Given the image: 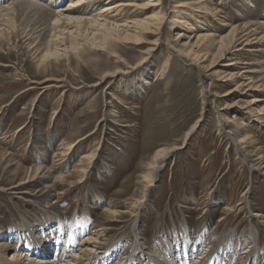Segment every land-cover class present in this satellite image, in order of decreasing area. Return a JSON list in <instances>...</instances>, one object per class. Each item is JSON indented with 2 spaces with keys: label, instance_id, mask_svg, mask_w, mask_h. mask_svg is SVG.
Masks as SVG:
<instances>
[{
  "label": "rangeland",
  "instance_id": "374dc122",
  "mask_svg": "<svg viewBox=\"0 0 264 264\" xmlns=\"http://www.w3.org/2000/svg\"><path fill=\"white\" fill-rule=\"evenodd\" d=\"M146 1L148 0H135L138 5ZM186 1L198 3L202 0ZM206 2L210 8L221 12V18L229 16L231 12L230 22L234 25L244 20H264V0H233L231 3L206 0ZM170 3V0H161L160 6L167 8ZM67 5L68 0H61L51 6L60 10ZM95 10L97 6L92 8V12ZM133 10V7L129 8L130 12ZM150 12L151 9H136L132 12L134 16L130 14L135 19H143ZM171 14L168 15L169 18L174 15ZM167 26L166 24L161 26L156 46L151 44L156 38L154 34H145V42L142 44L119 43L116 51L121 62H115L114 57L98 49L86 53L80 60L71 55L50 57L46 62L52 65L49 67L50 70L48 68L50 72L47 70L43 72L45 76L36 71L34 61L36 58L23 38L15 41L13 39L11 45L2 44L0 239H4L8 234L7 230L13 229L6 239L17 243L18 231L15 227L27 219L38 218V215L44 218L42 213L49 205L57 204L58 211L67 215L65 221H70L75 212L80 219L88 215L89 224L92 226L107 216L104 211L108 206L106 204L109 203L111 209H121V213L117 214L113 223L111 222L110 233L106 234L111 242L103 248L112 243L113 237L114 242L125 239L117 249L118 254L114 255L115 260H111L112 264H116L117 259L124 257V254L126 256L129 254L127 248L135 238L131 234L135 222L139 226L141 224L140 228L144 231L147 247L145 251L154 252V255L157 251L165 264H177L171 254L175 252V246L183 236H179L175 231L179 233L181 224L185 223L190 228L184 229L190 234L193 232L191 235L194 238L190 239L192 242L199 231V226L202 225L206 229L202 235L203 239L207 240V244L206 242L204 244L210 247L216 236H221L222 245H225L222 247V257L228 260L232 256L235 257V264L241 263L240 255L247 245L244 236L249 230H246L250 228V224L260 222L251 214L261 209L260 212L264 215V182L249 167L251 163L257 162L255 155L258 151L264 153V129H257L244 117L248 108L242 104L246 98L242 99L241 88L224 95L235 86L237 79L222 83L213 75H206L198 63L177 51L187 38L175 39L179 29L174 30ZM199 29L193 28L191 31L196 32ZM214 30L216 34H220V31ZM255 42L252 43L254 46L257 44ZM151 47L154 49L149 51ZM232 61H236V64H232ZM255 61L264 62V52L253 53L251 48H246L224 56L214 70L220 73L234 69V73H237L241 67L249 66L248 62ZM165 64L166 72L159 76L158 73ZM115 69L120 71L117 76L106 77L102 81V72L112 73ZM46 78H51L50 82H43ZM142 81L144 82L142 91L136 93L134 89ZM50 84L59 87L49 86ZM46 85L49 86L48 90L42 91V87ZM30 87L32 89H29ZM132 88L134 92L130 91ZM262 93L264 90H256L255 97ZM116 96L122 101L120 99L118 101ZM203 97H206L205 101ZM106 101L111 103L107 104ZM233 101H238L240 105L233 104L225 111L221 109ZM114 108L118 112L114 117L108 118L111 121L115 120L111 125L112 123L113 126L119 125L116 129L110 130V127L105 129L100 119L107 117ZM217 110L223 112V121L218 117ZM233 116L237 121L233 120ZM195 122L194 131L183 144L185 133ZM238 126H241L243 133L250 137L248 142L243 144L244 153L236 150L232 138L228 135L229 130H234ZM91 132L93 134L85 138V135ZM63 139L66 142L82 139L83 145L64 159L60 145ZM180 145L182 147L164 164L162 173L152 186L144 206L141 205L139 212L130 210L132 200L141 198L143 189L141 177L148 157L156 148ZM97 147L100 154L99 168L93 169L91 180L89 182L86 180L85 185L79 186L76 183L70 184L69 180L65 182L66 186L59 185L60 191L58 189L56 191L64 192L59 196L63 197L62 199L55 196L56 198L45 200L42 198L44 191L41 186L33 183L22 184L17 190L12 188L22 181L25 169L33 167L34 162L50 165L55 160V163L59 164L58 167L61 166L55 174L67 175L69 170H78L82 166L80 157L87 152L86 150ZM40 152H45L43 158L38 155ZM63 161L67 162L62 167ZM107 165L111 168L109 169ZM15 171L18 175H13ZM96 194L100 196V201H97ZM247 198L254 202L257 209L252 212L245 208L238 211L237 207H243ZM56 200L57 202L53 203ZM232 206L235 208L231 209ZM42 229H45L42 225L35 228V235L43 236ZM90 230L88 226L87 235ZM230 230L235 231L233 238H228ZM25 234L18 236L25 238ZM175 236H179L178 240ZM257 236L259 240H263L264 231H259ZM29 240V243L39 244V240ZM167 240H171L168 251L165 248ZM76 242L78 239L75 238ZM202 245L198 249L200 252H203ZM185 246L186 243L182 242L177 246L178 251ZM194 252L196 255L195 250ZM135 261L136 259L127 264ZM259 261L260 264H264V259ZM120 262L125 264L124 261Z\"/></svg>",
  "mask_w": 264,
  "mask_h": 264
},
{
  "label": "bare ground",
  "instance_id": "6f19581e",
  "mask_svg": "<svg viewBox=\"0 0 264 264\" xmlns=\"http://www.w3.org/2000/svg\"><path fill=\"white\" fill-rule=\"evenodd\" d=\"M58 1L60 2L61 0H0V48L3 43L11 45L13 39L15 41L18 38H23L28 49H30L31 53L34 55V58H36V60L33 59L35 61L36 71L41 73L46 70L47 72H50L48 71V68L51 67L52 64H48L46 62L50 57L59 58L62 56L68 57L71 55L77 60H80L86 53H90L91 50L96 49L104 51L110 57H114L115 62H121L122 60L119 58V53L116 51L119 43L130 42L136 45L142 44L145 42V34H154L156 38L153 40V42H151V44L156 46L158 45L160 38L162 30L161 26L166 24L168 25L167 27L171 29H179L176 32L177 38L175 39L180 37L187 38L180 47L178 46L179 48L177 51L181 55H184L191 60L193 59L194 62L198 63L202 71L206 72V75H213L216 80L222 83H229L237 79L235 86L232 87L230 91L225 92L224 95H228L230 92L241 88V93H243L241 94L242 99L246 98L242 104H244V107L248 108V110H246L244 113V117L257 129H264V93L255 97L256 90H264V62H248L247 64L249 66L241 67L237 73H234V69H227L220 73L214 70L216 69V65L220 63L223 57L227 56L228 54H234V52L243 51L246 48H251V52L253 53L264 52V20H244L242 23L234 25L230 22V17H232L231 12L229 13V16L226 15L221 18V12L210 8L207 2L205 3L206 0H202L200 2L198 1V3L197 1L196 3H189L186 0H170V6L167 8L160 6L161 0H148L146 2H142L140 5H138L135 0H68L69 5L63 7V9H53L51 5L57 3ZM219 1L231 3L233 0ZM95 6H97V10L92 12V8ZM130 7H133L134 10L151 9V12L143 19H135L132 17V12L134 10L130 12ZM171 13H174V15L170 16L169 18L168 15ZM220 18L222 20H220ZM193 28L200 29L199 31L194 32L191 31ZM214 29L220 31V34H216ZM189 31L191 32L188 33ZM254 42L257 43L255 46L252 44ZM153 49L154 48L151 47L149 51H152ZM231 63L236 64V61H232ZM53 66H55V64ZM166 66L167 64H165L160 70V73H158L159 76L166 72ZM25 68L27 69V67ZM117 73H120L119 69H115L112 73L102 72L101 79L103 81L106 79V77L117 76ZM258 73H261V75ZM44 74L45 73H43V76H45ZM50 79L51 78H46L44 81H42L46 82ZM43 82H41V84H43ZM143 83L144 82L142 81L138 84V86L136 85L137 88L135 87L134 89L136 93L142 91ZM54 85L50 84L49 86ZM49 86H43L42 91H45ZM56 86L57 85H55V87ZM29 89H32V87ZM130 91L132 92L133 88L130 89ZM119 99L120 98L117 97L118 101ZM205 99L206 97H203V101H205ZM106 102L107 104L111 103L110 101ZM233 104L240 105L238 101H233L229 104H225L221 109L223 111L228 110V108L232 107ZM116 112L118 111L114 108L113 112L108 113L107 117H102L100 119L105 129L108 127H110V130L113 128L116 129L119 125L115 124L113 126V123L111 125V122L114 119L111 121L108 118L109 116L114 117ZM218 113V117L223 121V112L219 111ZM233 120L237 121L235 116H233ZM195 126L196 122L194 126H192L185 133L183 137L184 141L182 142L183 144L190 136L189 134L194 131ZM92 134V132L87 133L85 138ZM228 135L230 138H232V144H234L236 150L244 153L243 144L247 143L250 137L243 133L242 127L238 126L234 130H229ZM48 139L50 140L51 138L48 137ZM60 145L62 149L61 155L65 159L79 150L83 144L82 139H77L73 142H66L63 139L61 140ZM181 147L182 145L179 147H159L156 148L148 157L144 173L141 177V182L143 183L141 198L132 200V205L129 207L130 210L139 212L141 205L143 204L144 206V203L147 202V198L152 191V186L155 185L157 177L159 178L162 173L161 171L163 170L164 164L168 158L171 156L173 157L174 153L177 152ZM86 151L87 152L80 157V164L82 166L78 170H69L67 175L55 174V171L61 167H58L59 164L55 163V160H53L50 165H43L40 164V162H34L35 165H33V167H27L25 169L26 171L21 178L22 181L12 188L17 190L22 184L33 183V185L36 184V186H41V189L44 191L42 198L48 200L51 197L62 196L64 192H57L56 190L58 189V191H60L59 188L61 187H59V185H65V182L67 183L68 180L72 185L75 183L78 184V186L79 184L85 185L86 180L88 182L91 180L93 169L99 168L98 165L100 162L98 147L94 149L89 148ZM44 154L45 152H40L38 155L40 158H43ZM244 155L245 159H247L246 153ZM255 156L257 162L254 164L251 163L249 167L254 171L253 173L260 176L264 182V153L258 151ZM245 159L243 158V160ZM65 163L63 161L62 167ZM108 167L109 169L111 168L110 166ZM13 175H18V173L15 171ZM73 178H76V180H73ZM84 185L82 186L84 187ZM79 189L80 188H78V190ZM96 196L97 201H100V196L98 194H96ZM214 201L217 203L216 200ZM246 201L247 202L244 203L243 207H237L238 211L245 208L248 212H252L254 209H257L256 206H254V202L250 201V198H247ZM56 202L57 200L53 203ZM106 205L108 206L105 207L107 209H105L104 212L107 216L101 218L102 220L100 221H96L97 223H93L92 226L89 224L88 215L80 219L75 212L72 215V219L70 221H65L67 215L58 211L57 204L49 205L48 209L45 206L46 209L44 213H42L45 216L44 218H41L40 215H38V218L27 219L19 226L17 225L18 227H15L18 231L16 233V237H18L19 234L23 235L26 233L22 245H18V243L8 241V239H6L7 235L9 233L11 234L13 229L7 230L8 234L4 236V239H0V264H92L98 259V264H110L112 256L118 254L117 249L121 242H125V239H118V237V240L114 242L113 239L115 237H113L112 243L108 247L103 248L104 245L106 246L111 242L110 238L106 236L107 233H110V224L115 221L117 214L121 213V209H117L118 206L116 208L117 210H113L111 209L112 206L109 203ZM207 208L209 209V206H207ZM234 208L235 206L231 207V209ZM260 211L262 210L257 209L254 214H251L255 218L259 219L260 222H257L256 224L254 223V225L250 224V228L246 230H249L244 236V239L247 241V245L246 249L241 253L242 255H240L242 256L240 264H248V262L260 264L259 260L264 259V239L259 240L257 236L259 231H264V215ZM142 217L144 218V215H142ZM46 222H53L54 224ZM40 225L45 227V229L41 230V234L43 236H36L34 229ZM88 226L89 229L91 228L90 232H88L89 235L86 234ZM140 226L137 225V222L134 223V229L131 230V234L135 238L131 246L127 248V254H129L127 256L124 254V257H118L119 259H117L116 264H121L120 261H124L125 264H127L135 259L136 261L133 262L134 264H165L164 260L158 256L157 251L155 252V255L154 252L145 251V248H147L145 244V236L144 231L142 228H140ZM185 227L190 228V226L186 225L185 223L181 224V231L179 233L175 231V233L179 236H183L182 240H178L179 236H175L176 238L174 237L176 240H178V245H180L182 242L187 243L188 241L190 244L187 249H180L181 253L177 249L178 245L175 246L177 251L175 249V252L172 253L171 256L174 257V260L177 262V264H181L183 261L184 263L190 261L191 264L192 261H194L193 264H235V257L233 258L232 256L227 260V262L225 261L222 263V259L224 258L222 257V247L225 245H222L221 236H216L213 245L210 244L211 246L208 247V245H206L207 240L203 239L202 236L203 231L206 230L204 229V226H199V231H197L195 240H193V242H191L192 240L190 241V239L193 237L191 235L193 232H191V234L188 233L184 229ZM233 231L234 230H230V236H226L228 238H233ZM220 234L222 233L220 232ZM75 238L76 240L78 239V242H76L77 248L75 250H71L70 254H66L64 257H62V254L64 255L67 253L72 245H69L66 242H68L70 239L75 240ZM29 239L32 241L39 240V244L37 245L34 242L29 243ZM170 241L171 240H167L165 244L167 251ZM204 242H206V244H204ZM202 244H204V247ZM201 245L203 252L198 251ZM25 246H27L26 250ZM56 246L61 251L56 254L58 258L61 257L58 259L59 261L54 263V261L51 260L53 257L52 254L47 260H45L42 256L49 255L52 252L51 250ZM17 247L24 249L22 250ZM194 248L197 256H194ZM16 249L18 251H15ZM14 251L16 254H14ZM7 255H9L11 258H8Z\"/></svg>",
  "mask_w": 264,
  "mask_h": 264
}]
</instances>
